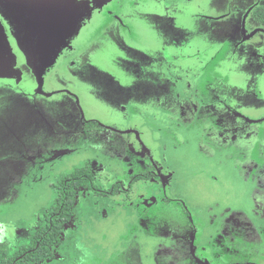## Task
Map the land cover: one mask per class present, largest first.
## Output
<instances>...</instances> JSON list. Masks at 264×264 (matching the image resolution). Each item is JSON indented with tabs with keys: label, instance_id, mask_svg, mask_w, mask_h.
Wrapping results in <instances>:
<instances>
[{
	"label": "rangeland",
	"instance_id": "rangeland-1",
	"mask_svg": "<svg viewBox=\"0 0 264 264\" xmlns=\"http://www.w3.org/2000/svg\"><path fill=\"white\" fill-rule=\"evenodd\" d=\"M71 3V48L40 81L27 20L0 0V248L26 246L54 180L88 162L157 177L124 201L81 191L40 264H264V0Z\"/></svg>",
	"mask_w": 264,
	"mask_h": 264
},
{
	"label": "trees",
	"instance_id": "trees-1",
	"mask_svg": "<svg viewBox=\"0 0 264 264\" xmlns=\"http://www.w3.org/2000/svg\"><path fill=\"white\" fill-rule=\"evenodd\" d=\"M52 187L54 197L48 207L44 226L30 236L26 246L11 254L0 248V264H40L51 258L55 246L63 241L64 225L74 220V208L80 191L94 190L97 187L96 173L87 164L82 163L59 175ZM106 191L109 192L100 194H118L121 191L120 185L113 184L106 187ZM180 210L183 211V208L180 207Z\"/></svg>",
	"mask_w": 264,
	"mask_h": 264
},
{
	"label": "crops",
	"instance_id": "crops-1",
	"mask_svg": "<svg viewBox=\"0 0 264 264\" xmlns=\"http://www.w3.org/2000/svg\"><path fill=\"white\" fill-rule=\"evenodd\" d=\"M13 8L17 11H21L25 17L26 28L31 36L36 33L33 31L34 19L38 27L46 26L44 33L40 34V38H33L29 43L33 46V51L36 54L33 57L32 65L34 73L37 78L40 75V70L46 68L49 64L45 58L55 59L66 48H71V36L75 30V22L77 9L73 7L71 1L73 0H31V5L34 7V11L29 12V15L24 11L21 5H18L16 0H8ZM23 5V3H21ZM29 6V7H30ZM30 9H28L29 11ZM58 22L56 26L53 23ZM55 28V30H53ZM44 38V40H43ZM54 38V39H52ZM43 41V42H42ZM56 42V43H55ZM58 42V43H57ZM38 52H37V50Z\"/></svg>",
	"mask_w": 264,
	"mask_h": 264
},
{
	"label": "flooded vegetation",
	"instance_id": "flooded-vegetation-1",
	"mask_svg": "<svg viewBox=\"0 0 264 264\" xmlns=\"http://www.w3.org/2000/svg\"><path fill=\"white\" fill-rule=\"evenodd\" d=\"M261 22L263 24H261L262 26L264 25V18L260 19ZM30 40H33L32 37L30 36ZM202 104V103H200ZM207 105V103L205 104ZM91 121V120H90ZM87 122L84 124V127H83V132H87V131H93L95 130H99V129H103L102 126L98 125L96 122ZM93 131V132H97V131ZM128 133H132L133 132H128ZM235 136V135H234ZM234 139V137H233ZM250 149V148H249ZM253 154V152H251V155ZM53 158V157H52ZM82 163H85L87 164L90 168H92L95 173H96V177H97V187L94 189V190H81V191H85V192H91V193H95L97 195H100V196H110L111 198L115 199L117 198L118 196L120 197V201H124V200H129L131 199L130 197H132V191H133V187L135 186V184L141 180V179H145V178H148V177H151V176H155L157 177V174L152 172V170L150 168H142L141 169H134V173H132L128 179H121V180H115L114 178H108L107 175H104L102 174L101 172L97 171L96 168L94 166H92L91 164H89L88 162H82ZM81 163V164H82ZM75 166H78V165H75ZM73 166V167H75ZM262 166L264 168V161L262 162ZM264 170V169H263ZM151 175V176H150ZM112 179V181H111ZM113 184H118L120 185V192H118V194H109V193H105V194H100V193H103V192H109V191H106V187H110L111 185ZM80 191V192H81ZM128 193V194H126ZM167 199V198H166ZM169 200H172L170 198H168ZM168 201V200H167ZM166 201V202H167ZM177 201V200H176ZM175 201V202H176ZM79 202V200H78ZM77 202V204H78ZM169 202H172V201H169ZM76 204V205H77ZM177 204H180V202H177ZM181 211V210H180ZM184 212V209L183 211H181V213ZM74 215H75V212H74ZM68 224V223H67ZM66 225V224H65ZM64 225V227H65ZM63 227V228H64ZM62 237H63V233H62ZM63 240V239H62ZM63 242V241H62ZM56 248V246H55ZM184 251V250H183ZM188 253V251H187ZM189 254V253H188ZM251 263V262H250ZM249 263V264H250ZM254 264V263H252Z\"/></svg>",
	"mask_w": 264,
	"mask_h": 264
},
{
	"label": "water",
	"instance_id": "water-1",
	"mask_svg": "<svg viewBox=\"0 0 264 264\" xmlns=\"http://www.w3.org/2000/svg\"><path fill=\"white\" fill-rule=\"evenodd\" d=\"M28 9H30L29 12H32V11L35 10L33 6L28 7ZM16 11H17V10H16ZM18 12L21 13L22 15H24L21 11H18ZM52 39H54V38H52ZM55 43H56V42H55ZM57 43H58V42H57ZM45 59L48 60L49 58H45ZM50 60H51V59H49L48 62H50ZM39 79H40V81H41V77H40V75H39Z\"/></svg>",
	"mask_w": 264,
	"mask_h": 264
}]
</instances>
